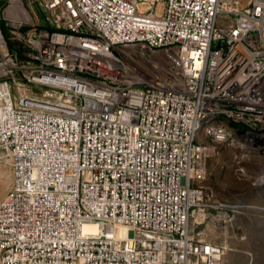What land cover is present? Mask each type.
<instances>
[{"label": "built area", "instance_id": "obj_1", "mask_svg": "<svg viewBox=\"0 0 264 264\" xmlns=\"http://www.w3.org/2000/svg\"><path fill=\"white\" fill-rule=\"evenodd\" d=\"M39 2L22 56L0 19V264H224L191 218L218 145L264 152V0Z\"/></svg>", "mask_w": 264, "mask_h": 264}, {"label": "rangeland", "instance_id": "obj_2", "mask_svg": "<svg viewBox=\"0 0 264 264\" xmlns=\"http://www.w3.org/2000/svg\"><path fill=\"white\" fill-rule=\"evenodd\" d=\"M39 0H2L0 19L8 28V40L22 53L29 48L21 41L22 31L40 23ZM202 141L211 139L201 136ZM241 151L229 144L217 146L206 160L207 173L197 183L204 189V207L191 218V231L205 241L227 248L224 264H264V152L251 161H240ZM244 164L252 175L237 170ZM13 186L8 158L0 159V201ZM219 203L229 205L218 208Z\"/></svg>", "mask_w": 264, "mask_h": 264}, {"label": "trees", "instance_id": "obj_3", "mask_svg": "<svg viewBox=\"0 0 264 264\" xmlns=\"http://www.w3.org/2000/svg\"><path fill=\"white\" fill-rule=\"evenodd\" d=\"M1 26H2V28H3V30H4V32H5V34H6V36H8V28H7V26H6L5 21H2V22H1ZM9 46H10L11 50L18 52V54H19L20 56L23 55V53H22V51H21L20 49H16V47H15V45L13 44L12 41H9Z\"/></svg>", "mask_w": 264, "mask_h": 264}]
</instances>
